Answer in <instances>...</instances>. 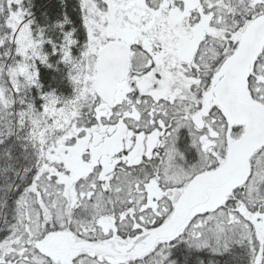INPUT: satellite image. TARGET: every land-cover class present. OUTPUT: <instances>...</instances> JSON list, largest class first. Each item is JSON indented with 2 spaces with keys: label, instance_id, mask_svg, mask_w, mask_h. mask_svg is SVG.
Masks as SVG:
<instances>
[{
  "label": "snow or ice",
  "instance_id": "1",
  "mask_svg": "<svg viewBox=\"0 0 264 264\" xmlns=\"http://www.w3.org/2000/svg\"><path fill=\"white\" fill-rule=\"evenodd\" d=\"M0 264H264V0H0Z\"/></svg>",
  "mask_w": 264,
  "mask_h": 264
}]
</instances>
